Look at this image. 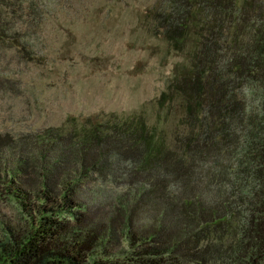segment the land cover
Listing matches in <instances>:
<instances>
[{"label":"trees","instance_id":"1","mask_svg":"<svg viewBox=\"0 0 264 264\" xmlns=\"http://www.w3.org/2000/svg\"><path fill=\"white\" fill-rule=\"evenodd\" d=\"M172 1L169 133L142 115L0 133V198L19 214L0 211V264H264V0ZM4 25L34 62L29 29Z\"/></svg>","mask_w":264,"mask_h":264},{"label":"rangeland","instance_id":"2","mask_svg":"<svg viewBox=\"0 0 264 264\" xmlns=\"http://www.w3.org/2000/svg\"><path fill=\"white\" fill-rule=\"evenodd\" d=\"M173 4L172 0H0V24L5 23V29L7 23L11 30L29 29V48L35 57L34 62L25 61L15 42L8 40L10 32L3 31L0 133L13 139L36 137L55 127L67 133L87 122H119L136 115L169 133L176 113L165 116L157 98L174 66L185 62L183 51L173 49L162 35L165 22L159 13ZM122 182L123 176L102 178L105 190L99 189L98 208L107 207L106 191L113 194ZM0 211L7 219L19 220L15 207L1 198Z\"/></svg>","mask_w":264,"mask_h":264}]
</instances>
